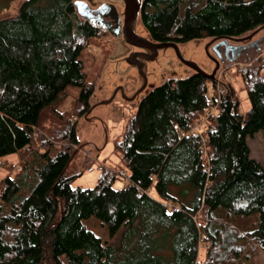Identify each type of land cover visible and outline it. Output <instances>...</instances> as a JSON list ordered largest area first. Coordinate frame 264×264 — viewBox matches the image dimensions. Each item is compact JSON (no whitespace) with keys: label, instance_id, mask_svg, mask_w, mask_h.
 Returning a JSON list of instances; mask_svg holds the SVG:
<instances>
[{"label":"trees","instance_id":"obj_1","mask_svg":"<svg viewBox=\"0 0 264 264\" xmlns=\"http://www.w3.org/2000/svg\"><path fill=\"white\" fill-rule=\"evenodd\" d=\"M140 22L158 43L239 38L264 25V0H142ZM106 35L74 0H22L0 17V168L26 154L0 183V264H246L264 253V164L248 144L264 131V59L237 70L245 113L195 72L151 88L115 142L125 185L109 169L94 188L73 185L77 124L98 90L85 56Z\"/></svg>","mask_w":264,"mask_h":264},{"label":"rangeland","instance_id":"obj_2","mask_svg":"<svg viewBox=\"0 0 264 264\" xmlns=\"http://www.w3.org/2000/svg\"><path fill=\"white\" fill-rule=\"evenodd\" d=\"M21 1H13L10 9L0 14V17H11L15 15L17 6ZM137 28L140 34L148 36L140 22V17ZM110 38L107 34L100 39L93 40L85 56L88 80L90 82H96V85H98V90L94 98L95 103L110 98L112 100L110 103L96 107L94 112L88 116L86 115L77 124L80 146L74 148L70 171L72 173L81 172L82 175L74 182L73 185L75 187L94 188L104 169H109L120 175L123 167L120 154L115 148V142L122 138L128 119L136 114L140 100L145 96V93H143L137 99H133L130 95L128 96L122 91H118L117 94L113 93L115 85L127 86L128 79L131 77L129 73L134 74L135 71L129 69L130 67L126 63L117 66L116 61L113 62L110 60L112 59V56H109L111 55L110 42L108 41ZM207 40L191 41L179 45L178 52L174 48H170L172 55L170 59L174 60L171 63L168 60L170 56L164 60V54L160 55L166 67L164 69L163 67H159L157 72L151 74L149 84L158 86L171 78L187 77L194 73L193 68L185 64L184 61L194 62L206 72L212 73L216 64L211 59L212 55L214 56L213 52L206 50ZM253 41H259V45L249 53L237 58L234 62L221 63L214 77L217 84V98H220L219 88H225V95L227 96L233 90L239 98L240 109L243 113L249 108L250 102L247 98V93L243 89L242 78L237 74V70L239 67H245L259 58L264 59V29L260 30L254 36ZM161 66H163V63ZM101 86L102 90L100 91L99 87ZM76 96L77 91L71 90L70 97L65 100L59 110L61 112L71 111ZM204 117H206V114L202 118ZM249 146L252 156L264 164V131H260L253 138H250ZM25 158L26 154L24 151L3 158V167L0 168V183L5 177L14 176L18 172ZM89 168H92V170L89 171ZM124 175L121 174V177L115 182V188H122L125 185ZM95 231L101 236L106 234L105 228L103 227H98ZM206 248L207 245L202 243L199 261H205ZM246 264H264V253L257 251L254 256L246 261Z\"/></svg>","mask_w":264,"mask_h":264},{"label":"flooded vegetation","instance_id":"obj_3","mask_svg":"<svg viewBox=\"0 0 264 264\" xmlns=\"http://www.w3.org/2000/svg\"><path fill=\"white\" fill-rule=\"evenodd\" d=\"M94 9H97L100 7V5L104 3H111L116 6L117 13L114 11L113 8H106L99 13H96L93 15V17L90 19L92 23L97 25L99 28H101L103 31H105L111 38L108 40L110 49H111V55L112 56L110 60L113 62H117V66L122 65L123 63H126L131 69L134 70L135 73H129L131 74L130 79H128V85L127 86H118L115 85L113 89V93L117 94L118 91H122L126 95H130V97H133L134 94H136L144 85V78L142 76V73L146 75L147 78V85L144 88L143 91H141L135 99H137L139 96H141L143 93L146 94V91L149 88V78L150 75L157 72L159 67H163V69L166 67V64L164 61L162 62L161 56L164 54V60L166 57H168L169 63L174 62V60L170 59L172 57L170 48L166 49H160L158 51H146L139 46L129 43L126 40L125 36V26H126V19H125V3L123 0H87ZM138 21L136 22L134 26V32L140 36L147 37L150 39L148 36H145V34H140L138 32ZM112 33H119L121 36L119 38L114 37ZM151 40V39H150ZM213 41V38L207 40V45H209V50L213 52L214 56L219 58L217 54L214 51V48L216 45H218L221 40ZM253 42V39L247 42H232L230 41V44L232 45H241L244 46V48L241 49L240 51V56L244 54L249 53L252 51L256 46L259 45V42L253 45H249L250 43ZM218 50L220 51L221 54V62L226 63V62H231L233 58V53H234V48H229L227 49V46H219ZM169 54V55H168ZM151 55V56H150ZM238 57V58H239ZM163 63V66H161ZM174 64V63H172ZM127 69V71H129ZM142 72V73H140ZM99 90H102V86L99 87ZM142 99V98H141ZM96 109V108H95ZM95 109L92 111L94 112Z\"/></svg>","mask_w":264,"mask_h":264},{"label":"water","instance_id":"obj_4","mask_svg":"<svg viewBox=\"0 0 264 264\" xmlns=\"http://www.w3.org/2000/svg\"><path fill=\"white\" fill-rule=\"evenodd\" d=\"M13 1H15V0H0V14L9 10ZM123 1L125 3L124 14H125V19H126L125 36H126V40L129 43H133V44L139 46L140 48H142L146 51H150V50L151 51H158L160 49L174 48L178 52L179 44H176L174 42H160V43H158V42H154V41L148 39L147 37L140 36V35L136 34L134 32V26L140 17L142 0H123ZM74 5L76 7L78 15L83 20H87V21H91L90 19L93 17L94 14L99 13L100 11H102L106 8H109V7L113 8L114 11L116 12V14L118 15L116 6L111 4V3H104V4L100 5V7L97 9H94L93 6L87 0H74ZM262 29H264V25L262 27H260L259 29L255 30L252 34H250L248 36H244V37H239V38H235V37H215V38H213L212 42L217 41V40H221V42L218 45H216L214 48V51L219 58L214 57L213 55L211 58L216 64V67L212 71V73L206 72L203 68H201L198 64H196L194 62L184 61V63L187 65H190L193 68V71L195 73L201 74L208 79H214V77H215V75H216V73H217V71H218V69L222 63L221 62V54H220V51L218 50V47L224 45V46H227V49L234 48L233 58L231 60V62H234L240 56V51L242 48H244V46L232 45V44H230V41L236 42V43L250 41ZM112 35L114 37H117V38H119L121 36V34H119V33L118 34L112 33ZM258 42L259 41H253L249 45H253V44H256ZM206 50L209 51V45L206 46ZM140 73H142V72H140ZM142 76L144 78V85L136 94H134V96L132 97L133 99H135L136 96L141 91L144 90V88L146 87V85L148 83L146 75L142 73ZM154 87H155L154 84L149 85L150 89L154 88ZM148 91H146V93H148ZM111 100L112 99L110 98V99H107L104 101H100L98 103H94L92 105L91 109L89 110L87 116L90 115L96 107L103 105V104L110 103ZM98 119H100V118L98 117Z\"/></svg>","mask_w":264,"mask_h":264},{"label":"built area","instance_id":"obj_5","mask_svg":"<svg viewBox=\"0 0 264 264\" xmlns=\"http://www.w3.org/2000/svg\"><path fill=\"white\" fill-rule=\"evenodd\" d=\"M220 91V98L222 96H227L226 94V90L225 88H219ZM220 98H217L218 102L220 101ZM218 102L213 106V108L211 110H209L208 112H206V117L202 118L199 122H196L192 125L191 131L192 133H196L199 134L201 128L208 123L209 117H211L212 115H215L216 110H217V104ZM92 168H89V171H91Z\"/></svg>","mask_w":264,"mask_h":264},{"label":"crops","instance_id":"obj_6","mask_svg":"<svg viewBox=\"0 0 264 264\" xmlns=\"http://www.w3.org/2000/svg\"><path fill=\"white\" fill-rule=\"evenodd\" d=\"M93 118V117H92ZM94 118H95V116H94ZM248 144H249V140H248Z\"/></svg>","mask_w":264,"mask_h":264}]
</instances>
